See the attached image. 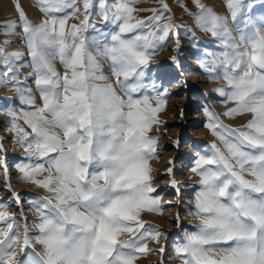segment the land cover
Returning <instances> with one entry per match:
<instances>
[{
	"label": "snow or ice",
	"instance_id": "obj_1",
	"mask_svg": "<svg viewBox=\"0 0 264 264\" xmlns=\"http://www.w3.org/2000/svg\"><path fill=\"white\" fill-rule=\"evenodd\" d=\"M145 2L158 6L138 7ZM176 3L211 37L212 47L201 48L194 32L183 29L200 72L224 82L212 91L226 109L203 110L215 140L195 153L190 167L198 180L190 185L187 215L198 223L184 230L170 259L264 264V16L253 15L252 0H222L226 14L202 0ZM34 6L42 19H31L17 3L16 18L0 26V89H13L18 104L5 113L23 152L16 183L48 194L29 197L37 213L29 221L0 140L5 190L18 206L9 214L0 199V264H136L163 254L164 246H148L159 245L162 230L141 214L164 209L150 161L160 158L155 132L170 95L145 81L173 38L170 62L182 67L181 26L168 0H35ZM156 78L172 86L169 72ZM221 116L250 118L232 127ZM167 163L169 185L179 195L174 162ZM172 219L182 226L179 212Z\"/></svg>",
	"mask_w": 264,
	"mask_h": 264
},
{
	"label": "rangeland",
	"instance_id": "obj_2",
	"mask_svg": "<svg viewBox=\"0 0 264 264\" xmlns=\"http://www.w3.org/2000/svg\"><path fill=\"white\" fill-rule=\"evenodd\" d=\"M7 2L9 6H5L0 0V26L16 18L14 5L17 3L23 7L31 19L43 18L34 6L35 0H7ZM202 2L206 6L212 7L217 13L226 14L222 0H202ZM252 2L254 5L253 15L256 18L264 16V0H252ZM181 3L183 4L184 0H181ZM168 4L173 16L176 18V23L181 26L180 40L182 49L179 57L182 67H175L170 62V57L174 54L172 49L175 48V38H173L168 43L167 48L160 51L154 57L152 63L153 65L159 63V67L154 66L149 73V79L145 81L146 83H156L158 86L166 87L170 93L164 111L159 114L161 121L159 132H155L158 136L156 151L160 158L150 161V165L155 169L152 175L157 181L153 187L158 189L161 197L160 203L164 206V209L162 213L144 212L141 214L143 221L153 224L162 230L159 245L149 241V248L158 249L159 246H164L165 252L163 254L157 252L156 254L149 253L146 256H141L136 261V264H181L179 259H170L174 256L173 249L183 242L184 230H194V225L198 223L195 217L187 215L189 205L193 200L194 191L190 185L196 184L198 180V177H194L191 173L190 167L192 166L195 153L202 151L207 144L215 140L209 130L204 127L206 117L203 110L205 107H209L219 113L226 109V106L220 102L217 94L212 91L218 84H223L224 82L209 81L208 77L200 72L195 59L197 52L192 47V43L194 42L183 29H191L194 32L196 41L200 43L201 48L205 46L212 47L209 43L211 37L195 28L192 19L185 15L183 8L177 6L176 0H168ZM157 6L155 3L148 2L138 5V7L144 9ZM189 10L196 11L191 5H189ZM141 15L147 16L150 13L143 12ZM96 19L99 23V17ZM75 22L73 19L69 20V24ZM2 38L0 37V39ZM19 47V45H14L13 50ZM164 71L170 73L172 80L171 87H168L167 80L156 78L158 73H163ZM13 93L14 90L11 88L0 89V140L4 142L6 163L8 171L11 174V181L13 182L12 190L21 193L23 203L20 207L29 209L28 199L30 196H44L48 193L31 183H16L21 174L15 165L20 162L23 152L15 144V133L8 130L10 117L5 115L7 111L18 107ZM232 106L231 104L227 105V107ZM181 112H183V116H181ZM249 118V116H243L229 120L221 116V120L232 127L245 124ZM159 133H164V135H160ZM177 141L179 142L178 146ZM169 160L174 162L172 167L175 179L178 181L179 186H181L179 195H177L175 189L170 187V177L166 175L167 168L169 167L167 162ZM2 177L3 172L0 171V199L6 200L8 204L4 210L9 214L16 213L18 212V206L12 202L8 191L5 190L6 185ZM169 201L175 207H169ZM176 212H179L181 215V227H178L172 219ZM25 215L31 221L37 216V213L34 209H29ZM36 250L39 251V247Z\"/></svg>",
	"mask_w": 264,
	"mask_h": 264
},
{
	"label": "bare ground",
	"instance_id": "obj_3",
	"mask_svg": "<svg viewBox=\"0 0 264 264\" xmlns=\"http://www.w3.org/2000/svg\"><path fill=\"white\" fill-rule=\"evenodd\" d=\"M1 3H2V4H5V6H6V5L9 6V4H7V3H8L7 0H1ZM220 12H222V11H220Z\"/></svg>",
	"mask_w": 264,
	"mask_h": 264
}]
</instances>
